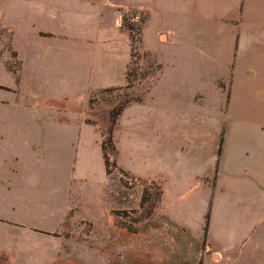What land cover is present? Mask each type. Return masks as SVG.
<instances>
[{
    "label": "crops",
    "instance_id": "obj_1",
    "mask_svg": "<svg viewBox=\"0 0 264 264\" xmlns=\"http://www.w3.org/2000/svg\"><path fill=\"white\" fill-rule=\"evenodd\" d=\"M257 2L0 0V65L13 75L5 58H13L19 63L18 73L13 75L14 82L0 81L8 86V89H0L14 94L25 91L28 96L15 100L14 104L26 108L29 117L35 121L67 120L71 123L83 120L81 115L74 114L76 107L68 95L88 88L83 96L87 107L91 95L127 85L132 38L123 19L126 17L129 21L133 14H138L143 15L139 51L155 58L153 51L160 52L161 56L165 50L173 56L211 58L207 67L212 69L214 77L211 83L213 94L209 95L214 98L206 93L203 95L209 102L213 99L212 104L221 109L228 107L236 87L232 82L235 58L238 53L243 55L250 50L248 43L254 38L261 70L264 71V12L249 15L250 8ZM26 58L36 64V71L66 73L67 77L42 91L36 89L38 94L33 98L30 91L24 90L21 79V67ZM201 68L192 63L173 64L171 71L183 72L185 88H191L190 95L194 92L198 96L197 88H193V74ZM163 70L164 65L160 63L153 84ZM250 72L253 71L249 68L244 71L245 74ZM221 81L224 84L228 81L227 93L220 85ZM245 86L242 83L239 88L245 89ZM56 89L67 90V102L64 96L56 95ZM256 90L264 102V83L257 85ZM4 103L7 101L0 99L1 126L13 119L5 116ZM129 106L118 115L113 131L118 128L123 112ZM66 113L67 117L63 116ZM206 116L209 118L210 114L204 113L202 117ZM177 117L179 120L180 115ZM189 117L191 121H197V127L186 129L180 124L179 128L168 123L160 125V202L183 203L181 220L184 222L175 221L188 232L192 231L190 227L198 232L196 228L200 226L198 220L202 214L201 231L206 240L201 264H264V126L255 129L244 125L228 130L222 125L221 130L210 134L198 126V113ZM258 117L264 124V107ZM81 130H77L78 136ZM220 131L222 136L218 144ZM6 136L10 137L0 133V264L22 260H31L34 264L40 259L41 233L54 232L59 221L65 222L67 228L72 223L67 217L68 209L67 216H64V210L57 211V208L47 214L56 216V212L61 213L53 226L32 221L39 213L40 198L38 193H25L22 187L24 177L20 175L22 170L16 163L18 154L12 145L5 144ZM37 182L38 175L30 173L27 183ZM197 204L202 209L200 216L195 212ZM68 205L67 202V208ZM29 216L32 219H28ZM195 217L198 219L194 222ZM71 219L77 218L71 216ZM253 233L254 240L250 243L249 237L252 240ZM44 264L82 263L58 258L53 253Z\"/></svg>",
    "mask_w": 264,
    "mask_h": 264
},
{
    "label": "rangeland",
    "instance_id": "obj_2",
    "mask_svg": "<svg viewBox=\"0 0 264 264\" xmlns=\"http://www.w3.org/2000/svg\"><path fill=\"white\" fill-rule=\"evenodd\" d=\"M257 3L260 7L254 3L250 16L264 12L263 0ZM141 20L143 15H139L138 21L123 19L132 38L127 85L91 95L87 107L83 96L88 88L68 95L76 107L74 114L81 115L83 120L71 123L67 120L35 121L29 117L26 108L14 104L15 100L28 96L25 91L14 94L0 89V99L7 101L2 105L4 114L13 118L5 126L0 124V133L10 135L6 136L5 144L12 145L17 151L16 163L22 170L25 193H38L41 202L39 213L32 221L53 226L61 213L47 214L57 208V211L64 210V216L68 209L67 217L72 223L67 228L65 222L59 221L54 232L41 233L40 259L34 264H44L53 253L58 258L82 264H201L206 238L201 231L199 204L194 206L200 216L196 233L193 227L188 232L175 221H183L182 202H160V125L197 127V121H191L189 115L198 113V126L210 134L221 130L222 125L228 130L244 125L255 129L264 126L257 119L264 102L256 87L264 83V71L261 70V58L257 56L255 38L248 43L250 50L243 55L238 53L235 58L232 82L236 87L231 104L221 109L212 104L213 99L209 102L203 95L213 94L214 73L207 67L211 58L173 56L167 50L161 56L160 52L153 51L157 58L141 53ZM5 59L13 75H17L18 61L10 57ZM160 63L164 70L153 84ZM191 63L202 67L193 74V88H197L198 96L194 92L190 95L191 88H185L183 72L171 71L173 64ZM36 67L28 58L21 67L24 90L30 91L33 98L38 94L36 89L42 91L67 77L66 73L36 71ZM247 68L253 72L245 74ZM13 75L0 65V81L13 83ZM222 81L220 85L227 93L228 81L225 84ZM242 83L246 84L245 89L239 88ZM0 88L8 89V86L0 84ZM56 90V95L64 96L67 102V90ZM146 92L149 93L142 100ZM128 104L118 128L113 131L118 115ZM204 113L210 117L203 118ZM63 116L67 117V113ZM78 129H82L79 136ZM221 133L217 134L218 144ZM103 151L109 159V172L105 170ZM7 161L11 162V159ZM30 173L38 175L37 183H27ZM71 216L77 219H71ZM197 219L195 217L193 221ZM253 235L252 240L249 237L250 243L254 240ZM11 264L32 262L22 260Z\"/></svg>",
    "mask_w": 264,
    "mask_h": 264
},
{
    "label": "trees",
    "instance_id": "obj_3",
    "mask_svg": "<svg viewBox=\"0 0 264 264\" xmlns=\"http://www.w3.org/2000/svg\"><path fill=\"white\" fill-rule=\"evenodd\" d=\"M118 114H119V112H118ZM118 114H116V115H118ZM102 149L104 150V148H103V146H102ZM220 152H221V145L219 146V149H218V153L220 154ZM103 163H104V166H105V170H106V172H109V168H108V166H109V159H108V157H107V155H106V153L103 151ZM207 217H208V215L206 216V220H207ZM205 232H206V228H205Z\"/></svg>",
    "mask_w": 264,
    "mask_h": 264
},
{
    "label": "built area",
    "instance_id": "obj_4",
    "mask_svg": "<svg viewBox=\"0 0 264 264\" xmlns=\"http://www.w3.org/2000/svg\"><path fill=\"white\" fill-rule=\"evenodd\" d=\"M139 15L138 14H134L131 16V21H138Z\"/></svg>",
    "mask_w": 264,
    "mask_h": 264
}]
</instances>
